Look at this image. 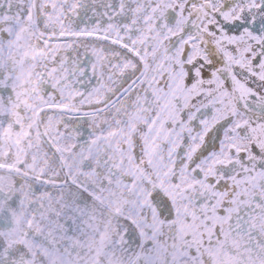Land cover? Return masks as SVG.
Here are the masks:
<instances>
[{
    "label": "snow or ice",
    "instance_id": "snow-or-ice-1",
    "mask_svg": "<svg viewBox=\"0 0 264 264\" xmlns=\"http://www.w3.org/2000/svg\"><path fill=\"white\" fill-rule=\"evenodd\" d=\"M0 264H264V0H0Z\"/></svg>",
    "mask_w": 264,
    "mask_h": 264
}]
</instances>
